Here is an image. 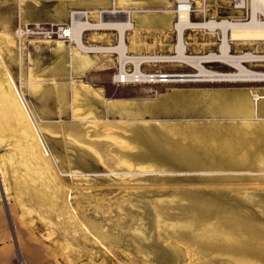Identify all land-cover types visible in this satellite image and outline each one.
Here are the masks:
<instances>
[{"label": "rangeland", "instance_id": "374dc122", "mask_svg": "<svg viewBox=\"0 0 264 264\" xmlns=\"http://www.w3.org/2000/svg\"><path fill=\"white\" fill-rule=\"evenodd\" d=\"M56 5L0 0V81L6 87L12 80L30 111L34 138L49 152L50 181L43 185L44 167L20 154L14 131L0 128V236L3 229L11 233L18 259L17 239L33 253L41 246L57 264H264V170L255 166L256 155H264V129L231 130L264 124V99L251 116L217 108L264 81L122 83L114 78L117 55L114 67L67 73L70 50H57L56 41L68 48L70 41L46 32L70 21L55 19ZM203 33L187 53L217 49V43L202 44ZM245 50L264 51V43L232 45V53ZM203 64L235 70L220 61ZM141 67L145 73L196 71L171 62ZM80 82L105 98L137 99L144 116L74 114L81 100L72 101V86ZM229 137L230 151L222 146Z\"/></svg>", "mask_w": 264, "mask_h": 264}, {"label": "bare ground", "instance_id": "6f19581e", "mask_svg": "<svg viewBox=\"0 0 264 264\" xmlns=\"http://www.w3.org/2000/svg\"><path fill=\"white\" fill-rule=\"evenodd\" d=\"M249 1L251 4V13L246 20L223 18V20L218 21L216 18L211 17L210 20L205 19L200 22H193L189 18V15L187 12H180L177 21H175L176 25H174L175 26L174 28L177 29V36H176V42L172 46L173 51L171 54H129L127 52L128 45L126 46L125 41H124V35H125V30L127 28H133L134 23L132 25L131 15L127 16L126 14H125V18L123 19V21L109 18L110 16L109 14L107 18L105 17L106 15H103V16L92 15V17L94 16L97 19H90L91 15L89 16V14H87L86 16H84L83 15L84 13H81L79 9H73L68 13V17H70L71 23L60 27V30H61L60 37H68V40L70 41V45L72 48H75L76 50L85 53L84 56L81 55L80 59L79 58L76 59L72 54L71 56L72 57L71 59L73 61L71 62L72 72L73 70L75 71V69L83 70L85 68H88L92 64V60L89 58V56L86 55V53H92V54L100 53L104 57L107 56L106 54L116 53L118 54L117 59L119 62V66H118L117 73L114 74V78L117 81L122 82V83L139 82V81H149V82L150 81H158V82L264 81V71L252 70V69H249L245 65V63L264 61V51L260 52L256 50L255 51L248 50L246 51V53H244L243 51H241L240 53H232V51L230 50L232 47V44L234 43H241V44L264 43V0H249ZM163 3H165L168 6L172 5V2L167 1V0H164ZM116 11L117 10H114L113 12H116ZM237 12H240V10H237ZM259 14L261 15V18L259 17ZM153 17L156 18L158 22L165 20V23L162 24L161 26L162 28L172 29L174 20H173V14L170 11L167 14L158 15V16L154 15ZM143 18H144L143 20L144 25H147L149 21L150 22L152 21V18L149 19L148 15L143 16ZM92 20H96V21H92ZM107 28L108 29L112 28V29L117 30L118 43L109 44V45H98V44H88L83 40L84 31L101 30V29H107ZM185 28H190L192 31L194 30L202 31L207 34H214L215 33L214 30L219 29L221 32L222 40L220 42H217L218 50L208 51L204 53H196V54L187 53L186 51L187 43H186L185 33H184ZM56 42H58V45L63 44L62 43L63 41H56ZM59 48L63 50L62 45L59 46ZM76 53L77 52L74 53L75 56H76ZM215 61L226 63L230 65L231 67L235 68V70L230 71V72H220V71L209 69L203 64L204 62L208 63V62H215ZM162 62L187 64L195 68L196 71L194 73H168V72H163V71L156 72V73H145L141 67L142 64L144 63H147L148 65L149 64L156 65V63H162ZM128 63L132 64L133 66L132 70L127 68ZM36 86L38 87V85H34L33 87L35 88ZM6 87L0 81V126L2 125L0 128L2 129L3 126L7 125L8 129L11 130V132L14 131V134H16L18 137L16 138L20 141L19 142L20 147H18L20 154L27 156L26 159L28 158V160H29L28 156H31V158L35 160L34 162L37 164V166L42 167V168L44 167L43 169L44 176L42 177L45 181H43V183L41 181V184L44 185V182L46 184L48 180L50 181V177L47 175V170L50 168L48 165L49 152H46L45 150H43L38 140L34 138L36 132L33 126V119L30 116V111L26 107L25 102L23 101L19 91L17 90L16 86L13 84L12 80H11V85L8 84V86L6 85ZM86 87L89 88L88 85ZM255 90L250 91V94H246V95L242 92L244 95L238 94L236 95L235 99L230 102L221 101L217 104V108L223 112L230 113V114L251 116L255 114L256 112H258L259 106L262 105V104H259V102L261 103V99H264V94L262 93L260 94L259 92ZM204 109L206 108L204 107ZM262 109H264V106H262ZM258 126H259L258 124H250V125H247L245 128L247 129L252 128V130H255V129H258L257 128ZM261 127H259V129ZM220 145H221V142H220ZM222 146L223 148H226V150L230 151L231 146H232L231 138L230 137L224 138L222 141ZM255 158H256L255 166L259 167L261 170H264V155L257 154ZM29 167L32 168V166H28L27 168L29 169ZM24 168L26 167H23V169ZM32 173L30 174L31 178L34 175ZM56 193H58V191L55 192V195ZM54 200H55V197H54ZM217 232L218 231L215 229V230H212L210 233H217ZM246 264H256V263H246Z\"/></svg>", "mask_w": 264, "mask_h": 264}, {"label": "crops", "instance_id": "0c3cea01", "mask_svg": "<svg viewBox=\"0 0 264 264\" xmlns=\"http://www.w3.org/2000/svg\"><path fill=\"white\" fill-rule=\"evenodd\" d=\"M163 1L164 0H131V1L130 0H97V1L57 0V5L55 8L56 9L55 19L57 21H63L67 19L68 13L73 9L86 10L88 11L89 16L91 15L90 19H97L94 16L92 17V15L100 16L98 14V11L105 9L104 10L105 14L103 13V15H106L105 16L106 18L110 15L109 18L123 21V19L125 18V14L127 15L126 12L128 11V16L131 15L132 25L134 23V26L133 28H127L125 30L124 41L126 46L128 45L127 52H130L129 54H156V52H158V50L161 49L172 50L173 48L172 44L176 42V36H177V29L174 28L175 27L174 24L172 29H165L161 27L162 24L165 23V20L158 22L157 19L153 17L154 15L158 16V15L167 14L170 11L173 14V20H174L173 22L175 23V15L172 12V8L174 6V0H167L172 2V5L170 6L163 3ZM229 4L230 3L228 0H217L211 2L208 16H215L218 13L223 14L222 12L224 10L231 9ZM213 5H215V7H213ZM112 9L117 11L113 12L111 11ZM231 11L237 12L233 9H231ZM145 15H148L149 19L152 18V21L151 22L149 21L147 25H144L143 23L144 20L143 16ZM229 15H237V14L232 13ZM201 19L202 17L198 13L193 14L191 17V20L193 22H197V21L200 22ZM92 21H96V20H92ZM184 33L186 37V43L188 46L193 47L195 43H200L196 41V39H198L199 33H202L201 31L200 32L195 30L192 31L190 28H185ZM203 37L206 40L202 42V44L205 43V45L210 46L211 44L216 43L215 34H205ZM83 40L88 44H98V45L115 44L118 43V32L117 30L112 28L101 29V30H88V31H84ZM62 43L63 44L58 45V42H56L57 50L63 52H67V51L69 52L70 50V58H72L71 57L72 54L76 59L78 58L80 59L81 55L82 56L85 55V53L80 52L75 48H72L71 45H69L70 48H68V46L64 44V41ZM61 45L63 46V50L59 48V46ZM196 50L199 52L203 49L202 47H200L199 49ZM74 51L78 53V54L76 53V56L74 55L75 53ZM86 55L89 56V58L92 60L93 65L91 64L88 68H85L83 70L75 69V71L73 70L72 72L71 62L73 61L72 59H70V65H69L70 68L67 67V70L65 71L67 73L70 72L73 74L81 75L94 67H105V68L114 67L115 55L118 56V54L116 53L106 54L107 56L105 57L100 53H93V54L86 53ZM254 64L257 65L256 66V68H258L257 71H262L261 68L264 67V61H259L258 63L254 62ZM80 85L81 86L79 87L72 86V101L79 99L81 100L80 105L77 107V109H74V107H72L73 108L72 111L74 112V114L81 113V116H94L93 119H96V116L97 117L113 116L118 119H123L124 117L127 116H144L143 103L138 101L137 99L128 100L120 97L117 98L111 97L109 99V98H105L103 92L99 88H94L89 86V88L86 89L83 87V85L85 84L81 83ZM256 89L258 90L257 92H259L260 94L261 93L264 94V92H262L264 91V85H259L258 87H256ZM250 124H257V123L247 122L241 125L239 129L231 128V130L234 129L233 130L234 132L239 133L240 129L242 128L244 129L247 125ZM258 125L264 128V124L262 125L258 124ZM0 237H1L0 239H2V242H0V264H20L16 254V250H17L16 246L14 245V242L11 241V233L8 230L3 229ZM17 246L20 253L21 250L23 251V256L21 255L23 264H57L55 260L49 258V255H47V252H44L41 246L36 245L35 246L36 252L34 253L31 250L27 249V247L24 246L23 242H21L19 239H17ZM42 250H43V254H42ZM38 252H39V258L37 256ZM33 254L36 255V259L34 258Z\"/></svg>", "mask_w": 264, "mask_h": 264}, {"label": "built area", "instance_id": "2783aa9c", "mask_svg": "<svg viewBox=\"0 0 264 264\" xmlns=\"http://www.w3.org/2000/svg\"><path fill=\"white\" fill-rule=\"evenodd\" d=\"M213 1H217V0H174V6H173L172 10H173V13L175 15V19H176L175 21H177L180 12H187L190 19H191L193 14L198 13L202 17V19L200 21H203L205 19L210 20V17L216 18L218 21L223 20V18L246 20L251 13V4H250L249 0H228L230 3L229 5H230L231 9H233L235 11L240 10L245 15H243V16L229 15V14L224 15V14L218 13L216 16H208V13L210 11L211 2H213ZM79 11H81V13H84L83 14L84 16H86L88 14V11H86V10H79ZM111 11H114V9H112ZM103 13H104V10L98 11V14L100 16H102ZM126 13L128 16V11ZM259 17L261 18L260 14H259ZM197 22H199V21H197ZM70 23H71V20L69 21V23L62 24V25L58 26L56 31L46 30V32H56L57 35L60 37V32H61L60 27L65 26V25L70 24ZM33 25L37 28L40 27V24H38V23H33ZM174 25H176V22L174 23ZM214 31H215V33H214L215 37L217 39L216 43L220 42L222 40L220 30L215 29ZM60 38H67L68 39V37H60ZM217 50H218V46H217V49L215 51H217ZM230 50L232 51V47ZM186 51H187V49H186ZM246 51L247 50H245L243 52L246 53ZM234 52L236 53V51H234ZM19 263L23 264V260L20 259Z\"/></svg>", "mask_w": 264, "mask_h": 264}]
</instances>
